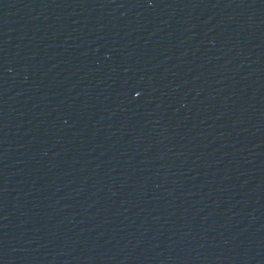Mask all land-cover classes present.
<instances>
[{
	"label": "water",
	"instance_id": "1",
	"mask_svg": "<svg viewBox=\"0 0 264 264\" xmlns=\"http://www.w3.org/2000/svg\"><path fill=\"white\" fill-rule=\"evenodd\" d=\"M0 264H264V0H0Z\"/></svg>",
	"mask_w": 264,
	"mask_h": 264
}]
</instances>
